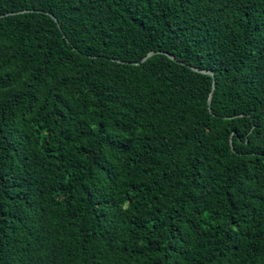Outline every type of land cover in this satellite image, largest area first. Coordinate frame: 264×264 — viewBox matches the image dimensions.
Instances as JSON below:
<instances>
[{
  "label": "trees",
  "instance_id": "1",
  "mask_svg": "<svg viewBox=\"0 0 264 264\" xmlns=\"http://www.w3.org/2000/svg\"><path fill=\"white\" fill-rule=\"evenodd\" d=\"M0 16V264H264V0Z\"/></svg>",
  "mask_w": 264,
  "mask_h": 264
},
{
  "label": "water",
  "instance_id": "2",
  "mask_svg": "<svg viewBox=\"0 0 264 264\" xmlns=\"http://www.w3.org/2000/svg\"><path fill=\"white\" fill-rule=\"evenodd\" d=\"M26 11H20V12H14V13H11V14H7V15H16V14H21V13H25ZM5 16V15H4ZM0 17H3V16H0ZM50 17L56 22V24H57V26H58V28H59V24L57 23V20L52 16V15H50ZM155 54V52H149L145 57H143L142 59H141V61L140 62H138V63H135V65H138L139 63H143V62H145L149 57H151L152 55H154ZM170 59H172V60H174L172 57H170ZM181 64V63H180ZM192 71H194V72H198V73H200V74H205V75H208V76H210L211 78H212V85H211V89H210V93H209V97H208V101H207V105H208V109H209V107H210V102H211V98H212V94H213V91H214V88H215V85H214V82H213V74H212V72H210V71H206V70H202V71H198L197 69H195V68H192V67H189ZM230 147H231V149H232V151H233V148H232V143H231V141H230Z\"/></svg>",
  "mask_w": 264,
  "mask_h": 264
}]
</instances>
